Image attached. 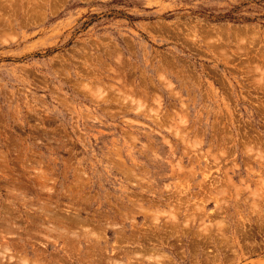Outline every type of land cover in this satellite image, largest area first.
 I'll return each instance as SVG.
<instances>
[{
    "label": "rangeland",
    "instance_id": "374dc122",
    "mask_svg": "<svg viewBox=\"0 0 264 264\" xmlns=\"http://www.w3.org/2000/svg\"><path fill=\"white\" fill-rule=\"evenodd\" d=\"M0 246L264 264V0H0Z\"/></svg>",
    "mask_w": 264,
    "mask_h": 264
},
{
    "label": "bare ground",
    "instance_id": "6f19581e",
    "mask_svg": "<svg viewBox=\"0 0 264 264\" xmlns=\"http://www.w3.org/2000/svg\"><path fill=\"white\" fill-rule=\"evenodd\" d=\"M37 3H38V2H37ZM38 4H39V3H38ZM22 11H23V10H22ZM117 61H118V60H117ZM113 71H114V70H113ZM121 76H122V74H121ZM121 79H122V78H121ZM131 79H132V78H131ZM120 91H121V90H120ZM137 92H138V91H137ZM146 96H147V95H146ZM172 109H173V108H172ZM145 110H146V109H145ZM181 119H182V118H181ZM216 148H217V147H216ZM259 150H261V149H259ZM206 161H207V160H206ZM203 181H204V180H203ZM230 183H231V182H230ZM10 184H11V183H10ZM202 184H203V183H202ZM229 185H230V184H229ZM231 185H232V184H231ZM207 187H208V186H207ZM208 191H209V190H208ZM230 193H231V192H230ZM179 198H180V197H178V199H179ZM181 199H182V198H181ZM251 199H252V198H251ZM129 200H130V199H129ZM182 201H183V200H182ZM137 203H138V202H137ZM47 205H48V204H47ZM255 207H256V206H255ZM151 210H152V209H151ZM152 212L155 213L156 211H155V212L152 211ZM152 212H151V213H152ZM64 214H65V213H64ZM154 216H156V215H154ZM65 217H66V216H65ZM65 217H64V219H65ZM173 217H174V216L172 215V219H173ZM72 218H73V217H72ZM74 218H75V217H74ZM74 218H73V219H74ZM154 218H156V217H154ZM157 218H158V217H157ZM68 219L71 220V218H67L66 220H68ZM73 219H72L71 221H69V220H68V221L72 223V221H75V219H74V220H73ZM174 219H175V218H174ZM12 221H13V220H12ZM156 221H157V220H156ZM174 221H175V220H174ZM5 222H6V221H5ZM61 222H62V221H61ZM58 223H59V222H58ZM77 223H78V222H77ZM50 224H51V223H50ZM63 224H64V223H63ZM78 224H79V223H78ZM66 225H67V224H66ZM66 225H65V226H66ZM67 226H69V225H67ZM56 227H57V226H56ZM52 228H54V227H52ZM65 228L67 229V227H65ZM55 229H56V228H55ZM55 229H54V230H55ZM57 229H58V228H57ZM69 229H70V228H69ZM69 229L67 230V231H68L67 233H69ZM131 230H132V229H131ZM54 232H55V231H54ZM149 232H150V231H149ZM64 233H65V232H64ZM65 234H66V233H65ZM69 234H71V235H75V233H72V232H70ZM85 234H86V233H85ZM87 234H88V233H87ZM148 234H149V233H148ZM66 235H67V234H66ZM149 235H151V233H150ZM149 235H148V236H149ZM155 235H156V234H155ZM69 236H70V235H69ZM76 236H77V235H76ZM153 236H154V235H153ZM64 238H65V237H64ZM132 238H133V237H132ZM12 239H13V238H12ZM73 243H74V242H73ZM3 246H4V245H3ZM4 247H6V246H4ZM4 247H2V248L4 249ZM0 248H1V246H0ZM7 249H9V248L7 247ZM5 250H6V248L4 249V251H5ZM140 250H141V249H140ZM24 251H25V250H24ZM35 251H36V249H35ZM118 251H119V250H118ZM30 253H31V251H30ZM30 253H29V254H30ZM34 253H37V252H34ZM116 253H117V252H116ZM120 253H121V252H120ZM41 254H42V253H41ZM118 254H119V253H118ZM34 255H35V254H34ZM128 255H129V254H128ZM159 255H160V254H159ZM39 256H40V254L35 255V256H34L35 258H34L33 261L31 262V264H32V263H33V264H39V262L41 263V261H39V260H40V257H39ZM41 256H42V255H41ZM18 257H19V256H18ZM22 257H23V256H22ZM43 257H44V260H46V259H45V256H43ZM43 257L41 258L42 260H43ZM141 257H142V256H141ZM25 258H26V257H25ZM129 260H130V259H129ZM131 260H132V259H131ZM136 260H137V259H136ZM136 260H135V261H136ZM24 261H25V260H24ZM34 261H35L36 263H35ZM43 262H44V261H43ZM47 262H48V261H46L45 264H49V262H48V263H47ZM41 264H42V263H41ZM43 264H44V263H43Z\"/></svg>",
    "mask_w": 264,
    "mask_h": 264
}]
</instances>
